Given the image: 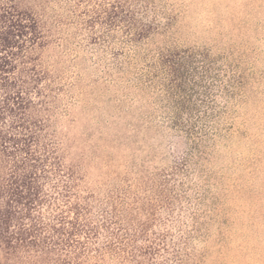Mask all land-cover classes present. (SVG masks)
<instances>
[{
	"label": "trees",
	"instance_id": "trees-1",
	"mask_svg": "<svg viewBox=\"0 0 264 264\" xmlns=\"http://www.w3.org/2000/svg\"><path fill=\"white\" fill-rule=\"evenodd\" d=\"M214 1L0 0V264H264V0Z\"/></svg>",
	"mask_w": 264,
	"mask_h": 264
},
{
	"label": "rangeland",
	"instance_id": "rangeland-1",
	"mask_svg": "<svg viewBox=\"0 0 264 264\" xmlns=\"http://www.w3.org/2000/svg\"><path fill=\"white\" fill-rule=\"evenodd\" d=\"M239 1H241V0H239ZM214 2L211 3V6L223 7L227 4V1H225V0H215ZM261 43H262V46L264 47V42H261Z\"/></svg>",
	"mask_w": 264,
	"mask_h": 264
}]
</instances>
